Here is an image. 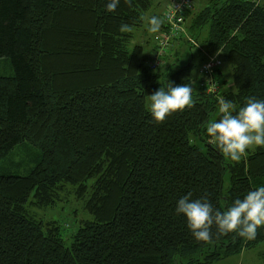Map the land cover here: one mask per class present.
I'll use <instances>...</instances> for the list:
<instances>
[{
  "label": "trees",
  "instance_id": "1",
  "mask_svg": "<svg viewBox=\"0 0 264 264\" xmlns=\"http://www.w3.org/2000/svg\"><path fill=\"white\" fill-rule=\"evenodd\" d=\"M108 2L0 0V57L13 67L0 76V161L20 143L39 150L22 171L21 161L10 162L16 171L0 163V264H211L264 242V226L251 240L214 226L210 241H197L175 211L189 192L223 211L264 186V147L234 163L206 133L220 98L237 109L248 97L264 100V2L208 0L185 10L175 39L187 36L201 64L214 53L228 59L232 85L219 87L220 64L216 90L198 81L194 107L159 124L146 96L168 81L191 84L193 64L174 54L163 69L148 66L155 42L146 50L149 40L133 42L132 31L152 1L119 0L114 12ZM167 28L164 21L159 32ZM68 185L85 210L71 231L31 210L53 206Z\"/></svg>",
  "mask_w": 264,
  "mask_h": 264
},
{
  "label": "clouds",
  "instance_id": "2",
  "mask_svg": "<svg viewBox=\"0 0 264 264\" xmlns=\"http://www.w3.org/2000/svg\"><path fill=\"white\" fill-rule=\"evenodd\" d=\"M125 3L132 6L131 0ZM119 0H109L106 11L114 12ZM148 31L156 33L164 20L158 16L147 18ZM121 32H131L132 27L123 24ZM194 89L190 84L175 85L171 82L149 95L150 112L154 121L163 123L166 118L186 108L194 107ZM218 120L206 126L209 144L214 145L226 160L239 163L249 150L264 147V100L248 97L245 104L237 109L232 101L220 98L218 101ZM183 214L187 227L197 241L212 239L215 226L218 235L236 233L246 239H254L257 229L264 226V186L249 191L243 199L237 198L226 210L214 209L206 197L192 199V193L179 198L175 209Z\"/></svg>",
  "mask_w": 264,
  "mask_h": 264
},
{
  "label": "rangeland",
  "instance_id": "3",
  "mask_svg": "<svg viewBox=\"0 0 264 264\" xmlns=\"http://www.w3.org/2000/svg\"><path fill=\"white\" fill-rule=\"evenodd\" d=\"M152 4L150 5L149 9L146 11L144 18L150 17V16H158L161 18V13L164 10L165 4H168L167 1L169 0H151ZM208 0H193L191 9L193 11L200 10L207 2ZM262 3L264 0H259ZM188 16V14H187ZM191 16V15H190ZM190 16H188V23H190ZM186 23V24H188ZM159 32V31H158ZM156 33H150L148 31V24L147 20L144 19L142 25L138 27L137 29L132 31L133 34V42L140 41L143 42L145 40H149V43L147 44V49H150L151 44H154V36ZM193 31H191L192 33ZM190 36V35H189ZM202 37V33L199 35V38ZM183 39V41H182ZM185 39H187V36L181 37V41H177L178 39H175L171 42L170 46L167 48L165 58L160 63V68L163 69V67L175 56H177V63L180 65H183L187 63L188 61H191L193 65L190 66V73L191 74V84L190 86L194 89H198V81L201 80V75L199 73V68L201 66V57L198 55L199 51L197 48H192L189 50L187 42H185ZM131 40V44H132ZM197 45L199 43L197 42ZM197 47L196 45H194ZM203 48V47H202ZM203 51V50H202ZM203 53V52H202ZM206 51H204L205 56ZM215 54V53H214ZM222 64L220 65L223 68V76L221 77L219 87L223 88L226 87V85L230 81V86L232 85V69L231 64L225 57H222ZM207 60V58H206ZM205 60V61H206ZM203 62V61H202ZM13 74V67L10 59L8 57H0V76H8ZM188 74V75H189ZM225 78V79H224ZM151 95V94H150ZM150 99L149 95L145 98V106L150 109ZM39 152V150L36 147H33L27 142L20 143L16 145L13 150H11L2 160L0 161L1 164L7 163L9 165V171H16V164L18 161H21L24 165L23 169H20V171L24 170L29 163L30 155L35 152ZM252 151V150H249ZM14 161L15 163H10ZM10 163V164H9ZM25 163V164H24ZM228 180L225 178V186L227 185ZM73 187L71 185H68L66 187L65 192L62 193V199L60 201H57L53 206H47V207H35L32 206L31 210L33 213L36 214L37 217H40L44 220H50L55 219L58 222H60L63 226L68 227L69 231L73 230L75 228V219L77 217H80V215H84V200L81 198H77L73 193ZM194 264V263H192ZM211 264H264V242L258 243L256 246L251 248L243 249L239 254H233L225 259H220L213 261Z\"/></svg>",
  "mask_w": 264,
  "mask_h": 264
},
{
  "label": "built area",
  "instance_id": "4",
  "mask_svg": "<svg viewBox=\"0 0 264 264\" xmlns=\"http://www.w3.org/2000/svg\"><path fill=\"white\" fill-rule=\"evenodd\" d=\"M192 5V0H170L169 6L163 12V20L167 22V30L161 31L154 36L155 46L151 57L147 60L148 66L157 67L166 54L171 42L180 35L183 30V13ZM221 64L217 54L210 55L200 68V84L206 86L207 90H216L217 86L213 81L214 69Z\"/></svg>",
  "mask_w": 264,
  "mask_h": 264
},
{
  "label": "crops",
  "instance_id": "5",
  "mask_svg": "<svg viewBox=\"0 0 264 264\" xmlns=\"http://www.w3.org/2000/svg\"><path fill=\"white\" fill-rule=\"evenodd\" d=\"M214 55V54H213Z\"/></svg>",
  "mask_w": 264,
  "mask_h": 264
}]
</instances>
